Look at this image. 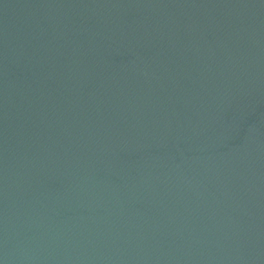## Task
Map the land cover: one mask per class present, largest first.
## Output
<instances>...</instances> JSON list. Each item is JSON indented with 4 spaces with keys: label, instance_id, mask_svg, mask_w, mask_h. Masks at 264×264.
I'll return each mask as SVG.
<instances>
[{
    "label": "water",
    "instance_id": "obj_1",
    "mask_svg": "<svg viewBox=\"0 0 264 264\" xmlns=\"http://www.w3.org/2000/svg\"><path fill=\"white\" fill-rule=\"evenodd\" d=\"M0 264H264V0H0Z\"/></svg>",
    "mask_w": 264,
    "mask_h": 264
}]
</instances>
